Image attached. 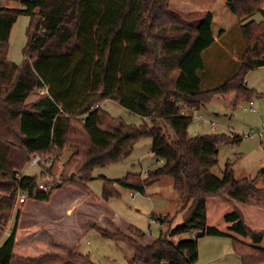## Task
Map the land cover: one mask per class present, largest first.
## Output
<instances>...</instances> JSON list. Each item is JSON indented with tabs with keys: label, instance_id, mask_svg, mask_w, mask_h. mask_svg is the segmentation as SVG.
I'll return each mask as SVG.
<instances>
[{
	"label": "trees",
	"instance_id": "trees-1",
	"mask_svg": "<svg viewBox=\"0 0 264 264\" xmlns=\"http://www.w3.org/2000/svg\"><path fill=\"white\" fill-rule=\"evenodd\" d=\"M10 1L19 8L6 6ZM258 14L260 23L253 20ZM21 16L30 24L18 65L9 60V42ZM236 25L246 47L239 71L204 91L203 54ZM260 68L264 0H216L207 13L187 16L174 10L171 0H0V216L13 221L0 246V264H94L75 249L64 257L42 243L18 245L39 230L20 227L18 196L24 192L29 200L49 204L59 190L87 194L96 169L127 159L146 138L153 139L152 153L163 165L146 179L141 174L116 181L100 177L102 199H119L117 187L144 196L148 187L170 177L184 205L183 224L147 246L139 242L145 233L134 227L128 235L113 223V232L94 229L130 245L134 253L127 264H197L205 238L229 239L241 264H264V231L252 226L260 217L244 210L264 212V189L254 179H237L231 163L222 179L212 173L220 148L239 145L243 137L189 136L192 111L214 97L233 93L236 107L253 103L259 95L246 80ZM38 92L45 94L27 106ZM107 101L149 119L151 126L112 117L101 108ZM69 150L73 153L60 171V159ZM34 156L49 157V175L60 173L48 192L38 190L41 181L49 183L45 174H22ZM167 219L161 221L169 224Z\"/></svg>",
	"mask_w": 264,
	"mask_h": 264
},
{
	"label": "rangeland",
	"instance_id": "rangeland-1",
	"mask_svg": "<svg viewBox=\"0 0 264 264\" xmlns=\"http://www.w3.org/2000/svg\"><path fill=\"white\" fill-rule=\"evenodd\" d=\"M5 5L8 7L12 5L19 7L17 3L11 1L7 2ZM253 20L258 23L262 22V14L256 15ZM29 24L30 18L28 16H21L11 33L9 42V60L18 65H21L24 61L23 51L28 42L27 29ZM239 26L240 25H236L235 27ZM201 75L204 77V74ZM247 86L259 95V97L253 101V106L250 105V102H241L236 107L234 103L236 98L233 93L218 95L214 97L207 106L200 110L192 111L193 122L189 128V136L191 138L208 135L232 136L230 135L232 133L233 136L238 135L244 137L242 143L239 145H225L220 148L218 158L219 163L213 169L212 173L217 178L222 179L227 163H231L234 165L235 176L237 179H242L243 177L254 179L257 181V187L264 189V132L262 130V127L264 126V68L249 73L247 76ZM213 88L215 87L203 86V90H212ZM44 94L38 92L30 96L27 100V106H31L36 101L40 100ZM101 108L111 114L112 117L122 119L127 124L137 127L144 124L151 126V121L149 119H143L140 116L131 114L128 110L113 101L103 103ZM251 108L254 112L251 111ZM168 130L169 133L173 135L172 130ZM152 146L153 139H143L137 143L133 153L127 159L94 171L93 180L88 186L93 192L95 198L102 202H100L98 208L96 207V209L89 211V215L93 216V219H95V222L98 224H92L87 218L89 224L83 227V231H85L84 233H81L78 228H73V219L64 218L61 221L62 224L60 223L62 228L59 230L57 229V232L58 239H60L59 241L66 240V246L64 245L65 243H63L65 241L58 243L59 241L56 242L57 239L53 240L52 235H44L42 238H37L36 235H33L23 241H19V243L17 242V244L32 246L36 243H42L47 245L50 253H54L50 250L51 247L47 243L49 242L50 245H54L56 242V246L54 247H58L54 249L58 251L57 254L63 253L66 255L68 249L70 251L76 248V253L88 256L94 264H127V261L134 253L132 248L130 250V248L125 249V246H118L115 240L106 239L101 236L97 230L88 229V227L101 228L106 225V229L112 231L110 220L105 221L106 216L111 214L112 216L114 215L116 221H118V223L114 221L116 226L124 234H129L130 227H134L144 232L146 238L142 239V245H147L153 241L164 238L171 228L181 226L184 221L183 215L180 211L184 205L180 203L178 196L175 194L173 180L170 177L163 178L160 182L148 187L147 194L144 196L117 187V190H120L121 197L107 203L103 202V182L100 180V177L105 176L108 179L116 181L124 179L128 174H141L142 177L146 179L149 172L156 171L161 167V163L158 164L160 160L152 153ZM72 153L73 151L69 150L60 159V171L63 169V165ZM46 159H49V157H46ZM22 174L31 177L45 174L47 177V180L45 181L54 185L60 180V173L56 176H52L47 173L46 169L42 172L41 169L31 167L30 165L24 169ZM42 182L43 181H41V183ZM64 190L65 189H63V191ZM63 191H61L58 197L53 200L54 202L52 204H50L51 202L46 204L32 200H28L23 206L17 203L16 214L17 212H20V220L21 214L26 216L22 227L31 228L39 226L38 224L27 225L29 224L27 222L30 217H37V219L40 220L41 218L45 219L46 217L48 218V216H51L53 209L58 204L59 197L63 195L62 193H65ZM133 195L135 196L133 197ZM102 213H107V215L102 216ZM167 214L172 215V217L167 219L169 224H162L161 219ZM153 217H155L154 220ZM0 221L3 225L0 228L1 246L13 228V221ZM4 225H6L5 228ZM40 229L39 226V230ZM45 240L47 243L44 242ZM174 240L177 241L178 239ZM29 243L32 244L29 245ZM129 251L132 252V255H129ZM13 264L27 263L15 260ZM46 264L63 263L60 261H51ZM197 264H241V261L235 255L230 240L205 238L199 242V261Z\"/></svg>",
	"mask_w": 264,
	"mask_h": 264
},
{
	"label": "crops",
	"instance_id": "crops-1",
	"mask_svg": "<svg viewBox=\"0 0 264 264\" xmlns=\"http://www.w3.org/2000/svg\"><path fill=\"white\" fill-rule=\"evenodd\" d=\"M215 1L216 0H171V7L174 10H176V11H178V12H180L186 16L187 15H194V14H204V13H207L209 11V9L212 7V5L214 4ZM9 7L10 8H19L16 5H12ZM234 28H237V29H234ZM245 50H246V47H245L244 39H243L242 33H241V26H239V27L234 26L228 34H226L220 41H218L215 45H213L209 50H207L203 54L205 69H204V71H202L199 74L201 81H202V89H203V86H210V87L214 86L215 88H217V87L221 86L223 83H225L227 80H229L230 78L235 76L237 74V72L239 71L241 58H242V55L244 54ZM201 74H204V77H202ZM215 88H213V89H215ZM204 91H208V90H204ZM35 103H33V104H35ZM250 105L253 106V103H251ZM251 111H252V108H251ZM158 164H159V162H158ZM162 165L163 164H161V166ZM103 177H105V176H103ZM243 178H245V177H243ZM61 191H63V190H59L54 195L50 204H52L54 202L53 200L58 197V195ZM63 192H65V193H62L63 195L61 197H59L58 204L53 209V213L51 216H48V218L46 217L45 219L41 218L40 220H38L37 217L36 218L30 217V219L27 222L29 224H27V225L38 224L41 229L37 232V234L34 233L29 237L36 235L37 238H39V237L42 238L44 235H52L53 240L57 239L56 242H58L60 239H58L57 229L59 230L62 228L61 221L64 218L73 219L74 220V227L73 228H78L79 232H81V233L82 232L84 233L85 230L83 231V227L88 225L89 221H91L92 224H98L97 222H95V219H93V216L89 215V211H91L92 209H96V207L98 208L100 202H102V201L95 198V196H94L93 192L90 190V188H89V192L87 194H83L80 191L74 190L72 188L65 189ZM119 193H120V190H119ZM134 196L135 195H133V197ZM103 202H105V201H103ZM50 206H52V205H50ZM244 210L246 212L245 213L246 215H247V213H249V215H254V214L259 215V217H260L259 221H261V222H259L260 225L255 224L252 226L256 231H264V212L256 210V209H251V208L244 209ZM39 215H40V213H39ZM106 215H107V213H102V216H106ZM108 216H106L105 221L110 220V223H113L116 226V223H118V221H116L115 216L114 215L112 216L111 214H108ZM164 217L169 218V217H172V215L167 214ZM25 218H26V216L21 214V220H20V227L21 228H25V227H22V224L24 223ZM87 218L89 219V221L87 220ZM161 223L165 224L164 221H161ZM106 224H107V222H106ZM88 229H94V228L89 226ZM100 229L105 230V231H109L108 229H106V225H105V227H101ZM111 230H112V228H111ZM110 232H113V231H110ZM126 235H128V233ZM145 236H146V234H145ZM29 237H27V238H29ZM46 239H47V237H46ZM62 241H65L63 243H65L64 245L66 246L67 245L66 240H62ZM62 241H59L58 243H62ZM44 242L47 243L46 240ZM56 242L54 243V245H50L49 242L47 243L51 247L50 250H52V252H54L55 254L58 253V251H56L54 249V248L58 247V246L54 247V246H56L55 245ZM115 242L118 244V246L119 245L125 246V249L130 248V250H131V247L127 242H124V241H115ZM139 242L142 244V240H139ZM153 242H155V241H153ZM153 242H151L150 244H147V245H151ZM31 244L32 243H29V245H31ZM123 244H125V245H123ZM126 244H128V245H126ZM147 245H144V246H147ZM53 250H55V251H53ZM68 253H69V249H68V252L66 255H64L63 253L62 254L59 253L58 255L65 257L68 255ZM129 255H132L131 251H129ZM132 257H133V255L131 256V258Z\"/></svg>",
	"mask_w": 264,
	"mask_h": 264
},
{
	"label": "built area",
	"instance_id": "built-area-1",
	"mask_svg": "<svg viewBox=\"0 0 264 264\" xmlns=\"http://www.w3.org/2000/svg\"><path fill=\"white\" fill-rule=\"evenodd\" d=\"M252 111H254V110L252 109ZM262 130L264 132V126L262 127ZM230 135H233V134L231 133ZM49 164H50L49 159H46V158L44 159V158H41L39 156L32 157L31 161H30L31 167H37V168L41 169L42 172H44V170L49 167ZM51 187H52V184L42 182L38 185V190L48 192ZM28 200H29V195L27 193L21 192L18 196V202L17 203L19 205L23 206L27 203ZM0 220H1V218H0ZM1 226H3V225H2V222L0 221V228H1ZM5 227H6V225H4V228ZM192 237H194V235H192Z\"/></svg>",
	"mask_w": 264,
	"mask_h": 264
},
{
	"label": "water",
	"instance_id": "water-1",
	"mask_svg": "<svg viewBox=\"0 0 264 264\" xmlns=\"http://www.w3.org/2000/svg\"><path fill=\"white\" fill-rule=\"evenodd\" d=\"M58 189H60V186H58Z\"/></svg>",
	"mask_w": 264,
	"mask_h": 264
}]
</instances>
